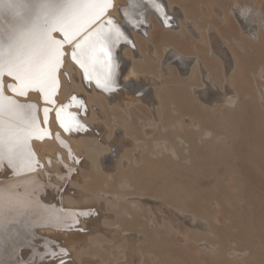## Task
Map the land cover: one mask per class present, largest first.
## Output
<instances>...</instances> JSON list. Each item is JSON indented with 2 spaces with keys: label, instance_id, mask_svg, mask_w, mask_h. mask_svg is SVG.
Segmentation results:
<instances>
[{
  "label": "bare ground",
  "instance_id": "1",
  "mask_svg": "<svg viewBox=\"0 0 264 264\" xmlns=\"http://www.w3.org/2000/svg\"><path fill=\"white\" fill-rule=\"evenodd\" d=\"M165 1L173 14L168 11ZM189 1L163 0L169 17L168 26L151 8L144 13L142 26L131 27L122 21L128 42H121L114 49L119 64V88L115 91L105 92L95 84L89 85L82 78L78 65L70 59L65 61L57 102L68 103L72 96L87 102V111L76 107L71 109L79 114L84 128L78 132H65L52 113L47 125L52 137L43 141L34 140L33 148L43 165L37 169L40 182L44 185L42 199L67 214L66 224L41 229L40 234L54 239L59 247L66 249L67 254L72 252L77 257V261L68 264L91 263L87 258L89 255L94 256L92 258L101 257L103 260H100L112 264L119 259H122L121 262L125 260L124 264H145L147 255L151 264H158L161 256L154 250L148 253L142 250L140 245L145 240L141 239V232L136 237V232H132L133 236H130V232V235L127 234L130 229L121 222H109L111 215L104 212V207L107 205L115 209L121 202L124 203L121 214L126 215L127 222L130 219L133 221L136 216L132 214L131 208L145 211L147 222L154 231L166 228L179 239L189 241L186 245L193 253H221L217 244L209 242L201 247L196 240L191 239L193 234L201 233L206 242L212 234L210 227L208 229L209 222H201L194 214L190 217L182 205L169 203L172 208H168V205L165 207L164 203L169 201L161 202L162 197L130 194L129 191L135 189L133 179L124 174L128 166H132L138 171L146 169L143 174L146 177L158 176L165 181L168 173L179 163H191L193 150L197 147L202 151L216 152V147L230 144L227 134L216 131L212 125L237 120L243 102L256 100L264 113V60L253 56L241 59L237 53L238 49L242 53L247 50L255 53L264 47V0H231L228 12L219 0H195V11H192ZM113 5L109 14L121 21L122 13L116 6L129 8L130 0H113ZM229 17L238 25L239 35L233 37V42L223 33ZM157 29L169 33L174 39L169 40L163 35L158 39ZM198 44H202V54L197 51ZM134 47L137 50H133ZM210 60L220 64L219 77L211 67ZM171 72L176 73L178 82L188 85V97L197 110L182 107L176 101L168 102V97L161 89L169 82L166 77ZM247 86L251 88L250 91L245 89ZM40 106L42 108L43 104ZM133 107L145 111V119L141 116L137 118L142 123L141 136L135 133ZM206 119L207 122H204ZM86 122L89 123L87 130ZM115 128L123 129L122 132L129 138L124 137L122 132L117 133ZM127 154H131L127 160L129 165L126 160L123 162ZM165 162L170 167L165 166ZM89 167L102 178L101 184L98 181L94 184L95 189H91L89 185L73 182L77 189L73 193L69 192L70 189L66 191L64 186L73 172L79 168L77 171L84 174L87 172L85 168ZM7 175V172L0 173V176ZM86 180L88 183L89 179ZM111 186L116 190V201L107 198L109 195L103 196L109 193L108 188ZM81 212L88 214L81 215ZM113 215L111 217L117 214ZM216 217L219 221V217ZM73 220L78 223L69 230L67 225L72 224ZM76 226L87 233L74 230ZM120 227H124L123 233L119 232ZM59 247L55 249L57 252ZM224 254L221 253L222 256ZM236 254L234 252L232 255L237 259ZM21 256L28 259L29 251L25 249Z\"/></svg>",
  "mask_w": 264,
  "mask_h": 264
},
{
  "label": "snow or ice",
  "instance_id": "2",
  "mask_svg": "<svg viewBox=\"0 0 264 264\" xmlns=\"http://www.w3.org/2000/svg\"><path fill=\"white\" fill-rule=\"evenodd\" d=\"M113 6V0H0V173L8 174L0 176V264H65L66 249L40 234L66 224L67 214L42 199L37 169L43 165L33 148L34 140L52 137L47 127L52 113L65 132L84 128L71 111L83 110V101L72 96L68 103L57 102L65 61L78 65L89 85L115 91L114 49L128 42L122 21L142 26L151 8L169 25L163 0L117 5L121 21L109 14ZM25 249L28 259L21 256Z\"/></svg>",
  "mask_w": 264,
  "mask_h": 264
},
{
  "label": "rangeland",
  "instance_id": "3",
  "mask_svg": "<svg viewBox=\"0 0 264 264\" xmlns=\"http://www.w3.org/2000/svg\"><path fill=\"white\" fill-rule=\"evenodd\" d=\"M219 1L224 3V7L228 12L229 7L231 6V0ZM194 2L195 0L189 1L192 11H195ZM165 4L168 11L172 13L167 1H165ZM223 28L224 35L232 42L233 37L239 35L238 25L232 17H229L228 23ZM156 35L158 39H161L162 35L166 36L169 40L174 39V36L172 37L169 33H163L159 29H157ZM201 46L202 44H198L197 51L202 54L203 52L200 49ZM136 48L137 47H134L133 50H137ZM252 51L247 50L242 53L238 49L237 53L241 59L253 56L256 58L260 57V59L264 60V47L257 49L255 53H252ZM210 65L214 69L215 74L219 77L221 75L220 64L216 60H210ZM156 69L157 67L155 66L154 70L156 71ZM166 79H168L169 82L166 86H163L161 90L164 91V94L168 97V102L176 101L181 104L182 107H191L194 110H197L196 106H193L188 97L190 90L188 85H183L178 82L175 72L174 74L171 72L170 75H167ZM151 87L153 88V86ZM245 89L250 91L251 88L247 86ZM169 90L171 91V94ZM85 104L88 105L87 102H85ZM139 109V107H133L132 114L136 131L135 133L136 135L141 136L142 123H139L137 118L138 116H141V118L145 119L146 116L145 111L143 112ZM238 111L237 120L230 121V123L220 122L212 125L216 131L227 134L226 136L229 137L230 144L224 145L223 147H216V152L202 151L200 147H197L193 150L194 153H192L191 163H179L176 168H173V170L168 173L167 180L163 181V179L158 176L146 177L143 175L146 173V169L144 171H138L131 168L132 166H128V171H125V173L123 172L124 174L131 176L133 179L135 189L130 190V194H134V196L147 195L152 197H162L163 200L159 199L161 202L164 200H167V202L169 201L168 203H164L165 207L169 203L182 205V207L190 213V217L194 214L201 222H206V224L209 222L208 229L210 227L212 234L207 237L206 242L204 234L201 233L193 234L191 239L196 240L197 244H200L201 247L206 246L209 242L217 244L219 251L222 254L225 253L223 256L219 251L220 254L217 253L216 255H208L205 252L200 253V255L195 254L189 250L187 247L188 245H186L189 244V241L179 239L176 234L169 233L166 228L154 231L152 226L147 222L148 218L145 211H135L131 208L132 214L135 213L136 216L134 215V218L132 219L133 221H130V219L127 222L126 215L123 213L121 214L124 208L123 202H121V205L115 209L113 207H107V205L104 204L106 205L104 207V212L109 213L111 216L117 214L115 215V217L117 216L116 218L110 216L109 222H121L124 227L130 229L127 233L129 235L131 233L130 236H133V233L135 232V237L137 234L139 235V232L142 233L140 234L141 239L145 240V242L140 245L142 250L145 253L154 250L159 256H161L160 260L157 262L158 264H264V113L261 111V107L256 100L243 102ZM143 119H141V121H143ZM207 120L208 119L203 121L207 122ZM85 124L89 126V123L86 122ZM104 127L105 129L108 128L105 124ZM115 130L116 132L118 130L117 133H121L123 129L115 128ZM122 134L124 137L129 138L126 136L127 134H124L123 132ZM128 155L131 157V154H127L123 161L124 163L125 160L126 163H129V161H127ZM117 158L119 159L120 157L118 156ZM164 164L165 166L170 167L167 162ZM78 169H76L71 176L70 180L72 182L69 180L71 184H69V181L66 182V186H64L66 191L70 189L69 192L73 193V191H75L74 189H77V186L73 182L89 185L91 189H95L96 185L94 186V184L98 183V181H100L99 184H101L102 178L97 175L95 171L91 170L90 167L89 169L85 168V171L87 172L84 174L81 171V173H79V171H77ZM123 173H120V175ZM74 175L77 176L76 179L74 178ZM78 175H81V179ZM86 179L91 180H88L87 183ZM115 191V188L111 186L108 188L109 193L103 195L104 198L105 195H109L111 197L107 196V198L111 201H116L114 197ZM104 198L102 202L104 201ZM167 207L172 208L169 207V205ZM216 216L219 217V221ZM138 217L139 220L137 219ZM118 218H120L121 221L120 219L117 220ZM115 227L113 226V228ZM124 227H120V233H123L122 229ZM146 229L147 231H145ZM155 239H158L159 241H156ZM164 242L166 244H164ZM233 251L237 253V259L233 257ZM245 253H249V256L245 255ZM254 254H256V256H254ZM89 256H87V258L90 259L91 263L88 262L86 264H104L106 262L102 261L103 258L101 257L92 258L94 256ZM239 257H241L242 260ZM65 258L68 259L65 264L74 260L77 261V257L74 256L72 252L63 256V259ZM97 259H99V261ZM119 260L114 264H117V262L118 264H124V259L123 262H121L122 259ZM144 262L145 264H151L147 255ZM106 263L110 264L111 262Z\"/></svg>",
  "mask_w": 264,
  "mask_h": 264
},
{
  "label": "water",
  "instance_id": "4",
  "mask_svg": "<svg viewBox=\"0 0 264 264\" xmlns=\"http://www.w3.org/2000/svg\"><path fill=\"white\" fill-rule=\"evenodd\" d=\"M74 230L84 232V231H83L82 229H80V227H78V226H76V228H74ZM67 260H68V259H67ZM67 260L65 259V262H66Z\"/></svg>",
  "mask_w": 264,
  "mask_h": 264
}]
</instances>
